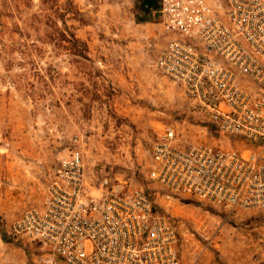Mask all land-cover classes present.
Returning a JSON list of instances; mask_svg holds the SVG:
<instances>
[{"label": "built area", "instance_id": "built-area-1", "mask_svg": "<svg viewBox=\"0 0 264 264\" xmlns=\"http://www.w3.org/2000/svg\"><path fill=\"white\" fill-rule=\"evenodd\" d=\"M156 4L166 43L152 73L179 105L121 176L88 173L75 136L2 227L15 264H183L174 205L264 218V0Z\"/></svg>", "mask_w": 264, "mask_h": 264}, {"label": "rangeland", "instance_id": "rangeland-1", "mask_svg": "<svg viewBox=\"0 0 264 264\" xmlns=\"http://www.w3.org/2000/svg\"><path fill=\"white\" fill-rule=\"evenodd\" d=\"M149 14L140 0H0V264L21 257L2 227L39 200L37 178L75 136L88 173L121 176L179 105L156 87L151 66L166 38ZM126 68L146 72L144 93L122 85ZM170 213L183 264H264L263 215L194 204Z\"/></svg>", "mask_w": 264, "mask_h": 264}, {"label": "crops", "instance_id": "crops-1", "mask_svg": "<svg viewBox=\"0 0 264 264\" xmlns=\"http://www.w3.org/2000/svg\"><path fill=\"white\" fill-rule=\"evenodd\" d=\"M145 74L146 72H144L141 68H126L121 80V82L123 83L122 85L126 87V89H129V87L136 85L139 88V92L142 91L141 93H144V88L148 85V83L146 82L148 79L146 80ZM133 81L136 82V84H134ZM139 97L140 96L138 95L137 98ZM123 101L126 103V110H124V112L129 114L131 110L128 109L127 105L130 101L134 102V100L130 99L128 96H125Z\"/></svg>", "mask_w": 264, "mask_h": 264}, {"label": "water", "instance_id": "water-1", "mask_svg": "<svg viewBox=\"0 0 264 264\" xmlns=\"http://www.w3.org/2000/svg\"><path fill=\"white\" fill-rule=\"evenodd\" d=\"M159 0H143L142 3V9H147L148 11L146 13H149L152 10H156L157 9V2Z\"/></svg>", "mask_w": 264, "mask_h": 264}, {"label": "flooded vegetation", "instance_id": "flooded-vegetation-1", "mask_svg": "<svg viewBox=\"0 0 264 264\" xmlns=\"http://www.w3.org/2000/svg\"><path fill=\"white\" fill-rule=\"evenodd\" d=\"M141 2V8H142V3H143V0H140ZM143 11L147 12L148 10L147 9H142Z\"/></svg>", "mask_w": 264, "mask_h": 264}]
</instances>
